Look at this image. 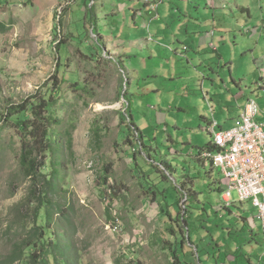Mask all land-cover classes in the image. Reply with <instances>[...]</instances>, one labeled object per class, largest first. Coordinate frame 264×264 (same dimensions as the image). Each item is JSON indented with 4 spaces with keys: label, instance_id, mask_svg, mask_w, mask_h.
Returning a JSON list of instances; mask_svg holds the SVG:
<instances>
[{
    "label": "rangeland",
    "instance_id": "1",
    "mask_svg": "<svg viewBox=\"0 0 264 264\" xmlns=\"http://www.w3.org/2000/svg\"><path fill=\"white\" fill-rule=\"evenodd\" d=\"M0 25V119L7 106L54 89L60 72L67 80L66 111L57 116L74 126L64 186L79 264H170L175 242L187 234L192 244L178 243L177 251L190 264H264L261 223L240 231L236 192L230 215L217 191L220 171L194 159L210 134L199 128L205 125L199 114L191 122V109L180 112L181 85L170 72L173 52L185 43L189 51L182 56L204 60L213 78L231 69L241 80L239 88L229 76L232 93L253 100L264 122V0H0ZM159 26L164 30L157 33ZM197 31L214 37L223 61L209 46L194 48ZM148 35L167 44L152 58ZM199 61L186 66L191 78ZM72 79L86 86L81 99L68 89ZM200 80L189 82L191 89L199 92ZM2 138L8 142L12 132ZM106 166L109 187L103 190ZM16 168L14 155L6 153L0 164V254L8 251L12 234L5 231L8 210L27 187L21 183L8 197Z\"/></svg>",
    "mask_w": 264,
    "mask_h": 264
},
{
    "label": "trees",
    "instance_id": "2",
    "mask_svg": "<svg viewBox=\"0 0 264 264\" xmlns=\"http://www.w3.org/2000/svg\"><path fill=\"white\" fill-rule=\"evenodd\" d=\"M0 27L4 29L3 25ZM57 65L56 70H61L62 63L58 62ZM60 74L58 82L54 81V89L39 97L32 95L21 104L9 105L1 115L0 164L3 156L11 153L17 165L8 182V197H14L21 183L27 184V187L25 195L8 210V217H12L5 231L6 234H12L8 239V251L0 254V264H79L72 240L75 233L71 218L73 212L66 199L67 190L64 186L67 177L66 158L72 159L74 156V126L71 120L64 121L57 116V112L66 111L67 105L62 101V84L67 80L64 71ZM68 84L72 92H80L79 99L88 93L86 86L77 79L68 80ZM127 119L129 129L134 130L131 119ZM120 120L124 122L121 115ZM6 131L12 132L13 136L8 142L2 138ZM14 138L17 139L16 147L12 144ZM128 143L129 139L125 138L124 144ZM209 147L210 142L202 149L211 150ZM107 169L108 166L103 169V190L109 187ZM185 215L181 221L186 227ZM179 229L181 233L182 227ZM170 233L176 238L172 229ZM185 242L192 244L188 234L186 237L181 236L178 241L180 247ZM178 243L176 241L172 249L170 264H190L180 257Z\"/></svg>",
    "mask_w": 264,
    "mask_h": 264
},
{
    "label": "crops",
    "instance_id": "3",
    "mask_svg": "<svg viewBox=\"0 0 264 264\" xmlns=\"http://www.w3.org/2000/svg\"><path fill=\"white\" fill-rule=\"evenodd\" d=\"M147 11H148V8H147ZM149 13H152V12L149 11L148 14ZM143 26H144V23H143ZM159 27L160 29H157L156 31L157 33L162 32L164 30L162 26H159ZM187 31L188 30H186V32ZM197 33H199L198 36L196 35V32L193 33L196 36H194V38L192 37V41H191L194 44V48H196V50L199 51V49H204L206 46H209L212 48L213 51H215L216 53L218 52V49L217 47H215V44H214V37H212L213 39L212 40L209 37L208 32L197 31ZM154 39H156L158 43L157 41H154L152 36L150 35H148V38H146L145 40V43H146L145 46L152 49L150 52H148L149 58H152L153 56L152 53H154L155 50H158V47H160L161 45L167 46L166 43H162V41L158 40L157 37H154ZM168 39H170V37ZM180 44H181L180 51L181 50L182 51L178 52L175 50V52H173L174 53L173 55L175 56V63H174V66L171 65L172 69L170 70L171 74L173 73L175 74V77H171V78H176L178 84L181 85L182 96H180L181 97L180 99L181 106L179 107L180 112H187L189 109H191V112H190L191 115L189 116L190 118H188L190 119L189 121L191 122H193L195 120L196 115L199 114L200 115L199 119L202 122H204L205 125L204 127H202L201 125H198V126L201 130H204V132L206 133H208L207 127L209 126V123L211 121H215L218 125V128L220 129H228V128H232L238 125L240 112L242 111V108L244 107L246 101L249 98H247L244 94H241L238 92L234 94L232 93L233 91L232 85L229 84L228 82L229 76L231 77L232 83L236 84L237 82H236V78L232 76L231 69H229L228 76H225L223 74V71L222 72L218 71L217 77L213 78L212 76H214L215 74L213 69L210 68L211 69L210 75L205 73V71L207 70V66L205 65L204 60L200 59L199 61L197 60L196 57L190 60L187 57L182 56L184 52L189 51V47L186 46L185 43L180 42ZM217 55L219 56L220 61H223L222 55L218 53ZM196 61H199L198 65L195 66L197 67L198 70L195 72L196 76L191 78L186 73L185 69H186V66L188 65L190 66V64L196 63ZM253 63H254V66L256 67L259 65V64H256L255 60L253 61ZM163 65L164 64H160V67H162ZM217 65L219 66L220 62L219 64L217 63ZM261 66L262 64H260L259 70L263 68L262 71L264 72V67H261ZM164 68H165L164 70H167V66H165ZM218 68H220V66ZM198 78L201 79L199 92L191 89L195 85H193L192 83L189 84V82H196L195 80H197ZM238 82L239 83H237V85L240 88L241 80H238ZM196 92H198V94H196ZM257 121L264 124V122L260 120L258 116H257ZM208 142L206 143V145L208 144ZM202 150L203 149L200 148L196 156H194V159L199 161L201 164L205 162L200 157V152ZM222 185H223V180L221 179L219 183L217 184V191L219 193L222 188ZM245 205H248V206H245ZM225 209L228 211L230 215L232 214L230 207L225 208ZM237 209L239 211V219L241 223H243L242 226L240 227V231L244 230L243 227L247 225L252 227V231L255 230L256 228L255 223L259 222L256 216V210L248 203H239V206L237 207ZM237 223L239 224V222ZM227 225L229 227H224V228L227 229V235H229L230 237L232 234V232L229 231L231 225L229 223ZM237 232L234 231V233H237ZM251 236L253 238L254 236L253 233H251ZM246 237H247V234H246ZM241 242L247 243L248 239H240V243ZM218 246L219 245H217V247ZM207 259L209 260V257H207ZM248 264H253V263H251V260H248Z\"/></svg>",
    "mask_w": 264,
    "mask_h": 264
},
{
    "label": "built area",
    "instance_id": "4",
    "mask_svg": "<svg viewBox=\"0 0 264 264\" xmlns=\"http://www.w3.org/2000/svg\"><path fill=\"white\" fill-rule=\"evenodd\" d=\"M150 9L155 11V6L151 4ZM257 115V104L248 99L235 127L220 129L211 121L207 127L211 150H202L200 157L220 171L224 207L231 206V192L235 191L239 203H249L256 210L264 229V124L257 121Z\"/></svg>",
    "mask_w": 264,
    "mask_h": 264
}]
</instances>
